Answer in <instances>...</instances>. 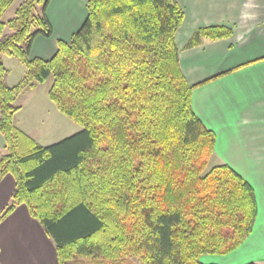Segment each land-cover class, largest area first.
<instances>
[{
  "label": "trees",
  "instance_id": "16d2710c",
  "mask_svg": "<svg viewBox=\"0 0 264 264\" xmlns=\"http://www.w3.org/2000/svg\"><path fill=\"white\" fill-rule=\"evenodd\" d=\"M13 1L0 0V17ZM49 1L24 0L0 21V181L14 179L0 221L26 206L58 264H203L235 251L252 231L255 194L228 165L206 170L216 138L192 110L199 85L181 71L176 0H88L69 42L30 59L33 40L52 35ZM231 34L200 28L186 47ZM3 55L25 67L16 86ZM49 76V99L82 129L42 146L13 120L20 92Z\"/></svg>",
  "mask_w": 264,
  "mask_h": 264
},
{
  "label": "crops",
  "instance_id": "0c3cea01",
  "mask_svg": "<svg viewBox=\"0 0 264 264\" xmlns=\"http://www.w3.org/2000/svg\"><path fill=\"white\" fill-rule=\"evenodd\" d=\"M87 1H49L46 16L52 35L33 40L30 59L47 61L55 54L58 41L69 42L86 19ZM176 2L184 13L175 34L181 71L190 85H199L192 92V110L215 135L212 157L217 165H228L247 181L256 199L252 231L235 251L225 255V264H264V0ZM212 26L227 27L232 34L186 47L198 29ZM19 111L14 115L15 126ZM0 184L1 212L9 202L14 179L6 175ZM0 263L58 264L54 243L24 205L0 221Z\"/></svg>",
  "mask_w": 264,
  "mask_h": 264
},
{
  "label": "rangeland",
  "instance_id": "374dc122",
  "mask_svg": "<svg viewBox=\"0 0 264 264\" xmlns=\"http://www.w3.org/2000/svg\"><path fill=\"white\" fill-rule=\"evenodd\" d=\"M22 1L24 0H14L11 6L0 17V21L5 23L12 18L15 10ZM189 9L191 10L192 7ZM178 38L181 39V32L178 34ZM2 63L8 70V86H16L24 76V65L16 57L9 55L2 56ZM52 81L53 77L49 76L43 84H36L33 91L24 90L20 92L16 102L20 106L19 114L15 120L16 126L37 144L42 146L53 144L82 129L80 125L60 113L55 104L49 99L48 90ZM217 164V159L211 157L206 170H209ZM225 257L204 255L200 257L199 261L203 264H215V262L225 264L228 262V259Z\"/></svg>",
  "mask_w": 264,
  "mask_h": 264
},
{
  "label": "snow or ice",
  "instance_id": "6c2138e0",
  "mask_svg": "<svg viewBox=\"0 0 264 264\" xmlns=\"http://www.w3.org/2000/svg\"><path fill=\"white\" fill-rule=\"evenodd\" d=\"M3 188V184H0V189H2Z\"/></svg>",
  "mask_w": 264,
  "mask_h": 264
}]
</instances>
